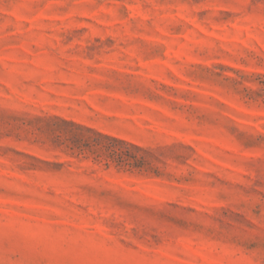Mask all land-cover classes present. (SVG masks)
Masks as SVG:
<instances>
[{"label": "rangeland", "instance_id": "374dc122", "mask_svg": "<svg viewBox=\"0 0 264 264\" xmlns=\"http://www.w3.org/2000/svg\"><path fill=\"white\" fill-rule=\"evenodd\" d=\"M0 264H264V0H0Z\"/></svg>", "mask_w": 264, "mask_h": 264}]
</instances>
